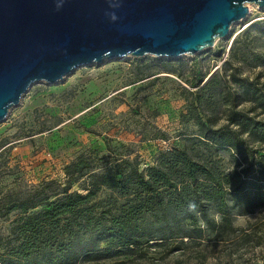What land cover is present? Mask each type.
Listing matches in <instances>:
<instances>
[{"label":"rangeland","instance_id":"rangeland-1","mask_svg":"<svg viewBox=\"0 0 264 264\" xmlns=\"http://www.w3.org/2000/svg\"><path fill=\"white\" fill-rule=\"evenodd\" d=\"M247 6L246 18L233 23L227 36L194 56H127L78 68L52 85L32 84L0 121V193L13 188L27 190L49 180L63 185L64 167L81 156H90L100 169L122 159L142 171L146 164L155 165L164 153L177 148L187 150L196 160L215 162L224 173L238 171L242 165L235 166L232 151L187 139L197 137V130L181 119L185 113L181 91L189 90V82L198 77L216 74L215 83L225 88L227 98L215 101L209 98L210 91L204 95L214 127L226 123L225 100L239 104L237 109H248V104L238 103V86L230 83L228 76L234 73L259 86L264 84V66H254L255 56L264 61V38L254 31L239 34L249 24L264 21V10ZM251 115L264 121V114L256 111ZM257 147L244 150L247 161ZM75 191L83 193L77 185L70 190ZM95 201L103 202L99 212L108 218L125 200L102 189ZM230 212L235 233L224 225L220 237L206 235L200 247L169 255L163 252V258V253L150 250L139 261L118 258L90 264H264V207L244 214ZM18 218L0 212V254L11 246ZM242 233L250 234L252 242L236 247L225 241ZM202 258V263L198 262Z\"/></svg>","mask_w":264,"mask_h":264},{"label":"trees","instance_id":"trees-1","mask_svg":"<svg viewBox=\"0 0 264 264\" xmlns=\"http://www.w3.org/2000/svg\"><path fill=\"white\" fill-rule=\"evenodd\" d=\"M252 31L264 38V21L249 24L239 34ZM254 62V66H264L258 56ZM228 76L238 86V103L248 104V109H237L239 104L225 100L226 123L214 127L204 95L210 91L209 98L215 101L227 97L213 74L206 82V76L198 77L189 82V90L182 89L185 113L181 119L197 130V137L187 139L232 151L235 166L242 165L238 171L224 173L215 162L196 160L187 150L177 148L164 153L155 165L146 164L142 171L122 159L100 169L90 156H81L64 167L63 185L49 180L27 190L0 193L1 216H19L12 244L0 254V264H90L118 258L132 262L143 260L150 250L169 255L200 247L206 235L220 237L224 225L235 233L230 211L244 214L264 207V121L251 115L264 114V84L234 73ZM256 145L260 147L247 161L244 150ZM74 185L83 193L70 192ZM102 189L125 200L108 218L99 212L103 202L95 201ZM189 202L197 204L199 215L188 212ZM217 213L219 221L214 216ZM225 241L239 247L252 239L242 233ZM258 245L255 241L254 246Z\"/></svg>","mask_w":264,"mask_h":264},{"label":"water","instance_id":"water-1","mask_svg":"<svg viewBox=\"0 0 264 264\" xmlns=\"http://www.w3.org/2000/svg\"><path fill=\"white\" fill-rule=\"evenodd\" d=\"M248 4L264 10V0H0V121L32 84L86 65L212 48Z\"/></svg>","mask_w":264,"mask_h":264},{"label":"clouds","instance_id":"clouds-1","mask_svg":"<svg viewBox=\"0 0 264 264\" xmlns=\"http://www.w3.org/2000/svg\"><path fill=\"white\" fill-rule=\"evenodd\" d=\"M187 210L190 213H195L196 215H199V212L197 211V204L195 202H189L188 206H187ZM215 219L217 221H219L221 219L219 213L216 214Z\"/></svg>","mask_w":264,"mask_h":264}]
</instances>
